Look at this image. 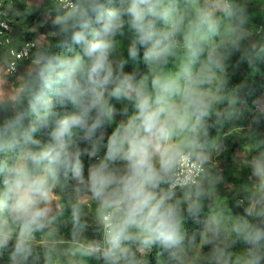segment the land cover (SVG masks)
Returning <instances> with one entry per match:
<instances>
[{"label": "clouds", "instance_id": "clouds-1", "mask_svg": "<svg viewBox=\"0 0 264 264\" xmlns=\"http://www.w3.org/2000/svg\"><path fill=\"white\" fill-rule=\"evenodd\" d=\"M250 4L49 0L54 30L0 86L3 264H151L153 251L155 264H264V98L237 126L246 85L227 78L237 53L253 73L264 63ZM226 125L249 145L230 208L215 160Z\"/></svg>", "mask_w": 264, "mask_h": 264}, {"label": "trees", "instance_id": "trees-1", "mask_svg": "<svg viewBox=\"0 0 264 264\" xmlns=\"http://www.w3.org/2000/svg\"><path fill=\"white\" fill-rule=\"evenodd\" d=\"M6 2H9V0H5ZM17 3V2H16ZM49 0H44L42 3V8L44 13L45 12V7L48 5ZM251 3L249 5V11L253 13V18H252V24L253 26L257 27H264V13H259L256 12V10H261V9H255L256 5L257 6H264V0H251ZM3 4V3H2ZM4 6V5H3ZM5 7V6H4ZM42 13L43 12H38V11H32L28 16L25 17V30H24V35H23V41H36L38 43L37 38L41 35H47L49 32L53 31L54 29L52 28L51 21L50 19L43 20L42 19ZM7 14V13H6ZM8 17V15H7ZM12 22V20H11ZM28 22V23H27ZM23 24V23H22ZM37 25L35 28V31H32L33 25ZM121 41V49L123 50V55L125 58H127V46L129 44V34L126 32L125 36L119 37L118 38ZM48 42L49 43H55V39L50 35L48 37ZM6 51V54L4 53ZM142 54V50H141ZM0 55L1 59L3 58L6 60L8 63L10 60L9 54L7 53L6 47H3L0 49ZM30 57V56H29ZM29 57L22 60L19 64L21 63H26L28 64ZM239 59V53L235 54L230 63H229V68L227 70V78H228V87H234L237 86L241 83H244L246 85V88L244 89V98L246 100V105H242V116L241 119L236 121L237 126H242L246 127L247 124L250 121L251 118V113L249 109L254 108V101L257 98H264V63H260L258 65L259 71L256 73H253L251 68L247 65L246 62H241L237 66V60ZM138 66L140 70H144V65L142 62H140L138 65H134L133 62H129L128 65H126V71H131L134 67ZM116 103V107L119 109L122 107L120 103ZM118 119V118H117ZM263 127L259 126V131L264 134V122H262ZM231 126L226 125L225 128L223 129V151L220 154L221 159H223V165H228L232 163L236 157L237 153L239 151H247L249 149V145L247 142H245L243 139V132L240 128H232L229 129ZM108 132H111V128L108 129ZM212 134L215 135V129L212 130ZM45 139L47 138L46 136L44 137ZM85 164L87 166L88 163L91 161L88 160L87 157H84ZM225 175V174H223ZM226 178H230L229 175H225ZM234 180V185L231 187H226L223 184H220L218 186V189L222 195L220 203L224 207L230 208L232 201H231V190L236 188L235 186L241 182V179L233 178ZM234 211H241L240 209H234ZM186 229L191 233L192 231L199 230L202 226L193 223L191 220L186 221L185 223ZM91 235V230L89 232ZM149 259L151 261V264H155V251H153L151 254H149ZM0 264H3L2 261H0ZM92 264H95V262H92Z\"/></svg>", "mask_w": 264, "mask_h": 264}, {"label": "rangeland", "instance_id": "rangeland-1", "mask_svg": "<svg viewBox=\"0 0 264 264\" xmlns=\"http://www.w3.org/2000/svg\"><path fill=\"white\" fill-rule=\"evenodd\" d=\"M3 5L5 6V11L7 15L9 16L10 20L13 18L14 20L12 21V31L9 33V37L11 39L10 46H20L23 44V35H24V30H25V17L28 16L32 11H38L43 12L42 13V19L47 20V13L45 14L42 8V3L44 0H9V2H6L5 0H0ZM17 2V3H16ZM37 3H39V7H36ZM255 9H261V10H256V12L259 13H264V6H257ZM31 11V12H28ZM26 13V15H16L15 13ZM23 23V24H22ZM28 23V22H27ZM37 25H33V29H35ZM38 41V40H37ZM22 42V43H21ZM39 42V41H38ZM123 53V50H120ZM6 54V51H4ZM7 65L8 63L6 60L3 58V60H0V86H2L7 79ZM23 65H27L26 63H21L19 66V70L16 74L11 75L8 77L9 82H12L15 79V75H18L19 72L23 71ZM118 119L120 117H117ZM263 127V125H260ZM264 129V128H263ZM241 152V151H239ZM243 152V151H242ZM215 160L217 161L218 167L221 170V174L224 177L223 184L226 187H231L234 185V180L233 178L241 179V182L238 183L235 187H238L242 183L248 182L249 176H250V170L244 168L242 166V161L236 162V159L228 164V165H223V159H221L220 155L215 157ZM229 175L230 178H226L225 175Z\"/></svg>", "mask_w": 264, "mask_h": 264}, {"label": "built area", "instance_id": "built-area-1", "mask_svg": "<svg viewBox=\"0 0 264 264\" xmlns=\"http://www.w3.org/2000/svg\"><path fill=\"white\" fill-rule=\"evenodd\" d=\"M12 31V22L7 17L5 8L0 1V49L6 47L7 53L9 54L10 60L7 65V71L9 70L12 63L19 64L22 60L30 56V50L36 44V41H27L22 45L10 46L11 39L9 33ZM1 60V55H0ZM19 70V66H18ZM18 72V71H17Z\"/></svg>", "mask_w": 264, "mask_h": 264}, {"label": "crops", "instance_id": "crops-1", "mask_svg": "<svg viewBox=\"0 0 264 264\" xmlns=\"http://www.w3.org/2000/svg\"><path fill=\"white\" fill-rule=\"evenodd\" d=\"M8 18H9V16H8ZM10 19V18H9ZM11 20L13 21L14 19L13 18H11ZM23 41V40H22ZM22 43V42H21ZM23 43H25V42H23ZM22 45V44H21Z\"/></svg>", "mask_w": 264, "mask_h": 264}]
</instances>
